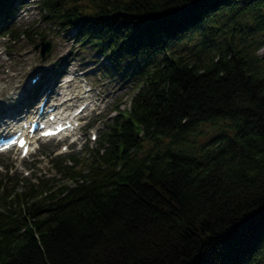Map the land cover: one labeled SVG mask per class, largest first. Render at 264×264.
I'll use <instances>...</instances> for the list:
<instances>
[{
	"label": "trees",
	"instance_id": "1",
	"mask_svg": "<svg viewBox=\"0 0 264 264\" xmlns=\"http://www.w3.org/2000/svg\"><path fill=\"white\" fill-rule=\"evenodd\" d=\"M24 2L0 0V20ZM43 10L138 92L87 164L60 162L85 183L5 191L0 264H264V0Z\"/></svg>",
	"mask_w": 264,
	"mask_h": 264
},
{
	"label": "rangeland",
	"instance_id": "2",
	"mask_svg": "<svg viewBox=\"0 0 264 264\" xmlns=\"http://www.w3.org/2000/svg\"><path fill=\"white\" fill-rule=\"evenodd\" d=\"M41 1L42 3L38 6V3ZM44 2L45 0H37L35 5L29 3L23 8V10H21V13H19L14 20L16 24H18L20 18H24L21 25H18V30L21 29L20 27H30V35L22 36L17 42L13 41L12 44L7 41L5 42L7 45L1 47L3 51L11 55L12 61L11 59L7 60L6 58L0 60V108H6L8 105L12 104V102H10L11 99L9 100L8 96L13 98L11 92L15 89L14 85L19 83V81L14 80L10 74H7L5 70H7L8 67H11L12 70L20 76V83L22 82L21 85L23 86L25 82L28 83L30 81L31 76L41 67L48 72L47 74L51 75V77L60 75V79L63 80V83H66V81L70 79L69 76H71V73H76L75 75L77 76H73L74 86H72V90H78L81 85L86 84L87 88L84 92L89 90L88 88L93 85L95 90H101L104 94L112 95L113 100H115L114 103L111 101L112 98L111 100L108 98L102 100L104 101L102 105L105 106V108L101 115H107V119L113 121L118 114L114 110L115 106H120L121 110L131 107V98L137 93V80L135 77L128 78L127 75L104 71L105 67L108 66L107 60L104 61L102 55L98 54L93 48L85 47V45L83 46L81 41L78 40L81 38L76 37V33L73 29L65 30L58 27L54 23L55 18H52L51 16L48 17L47 12H42L40 10L43 8ZM12 20L13 18L10 22L5 24L7 30L12 29L14 25ZM0 31L2 33L5 32L4 28ZM42 32L46 33L47 39L53 44L52 52L48 54L46 60L40 58V52H37L40 48L38 50L35 49L37 45H42V41L37 37L38 33ZM1 36L2 35H0V41ZM67 36H69V38ZM259 54L264 56V48L260 50ZM65 64L66 67H64ZM26 87H28V85H26ZM13 101L15 102V100ZM108 103L113 104L108 105ZM93 117H95V114ZM96 119L97 118H94V120ZM102 121V119L98 120L94 128L91 130L96 132L100 139L101 136L103 139L104 133L108 130L105 120ZM100 139L97 141H89L84 147V150L88 149L87 154H84L86 150L83 153L82 151L78 152L76 150L75 153L80 155V158L88 157L89 152L100 145ZM57 147L58 146H56L55 142L47 143L43 146L42 151L34 161L27 160L28 163L24 162L23 164L27 170L33 172V175L30 178H33V182L39 184L40 189L43 188L40 182L41 180L57 179L60 180L61 183L70 182V180L65 179L63 174L57 173L54 162H52V160L57 157L54 154L56 153L54 150H57ZM4 156V158L0 159L2 162L0 168L6 169L7 171L10 169L12 173L14 171H20L15 174L23 177L22 172L24 171L16 168V166H21V161L18 159L17 155L7 154ZM67 156L62 157L67 158ZM67 164L73 165L69 160H67Z\"/></svg>",
	"mask_w": 264,
	"mask_h": 264
},
{
	"label": "bare ground",
	"instance_id": "3",
	"mask_svg": "<svg viewBox=\"0 0 264 264\" xmlns=\"http://www.w3.org/2000/svg\"><path fill=\"white\" fill-rule=\"evenodd\" d=\"M69 95H71V94L69 93ZM70 98H71L70 100H68L69 97L64 98L63 99L64 100V103H68V105H70L71 103L77 101L79 99V94H73V95H71Z\"/></svg>",
	"mask_w": 264,
	"mask_h": 264
}]
</instances>
